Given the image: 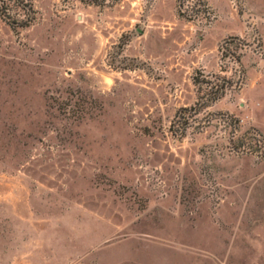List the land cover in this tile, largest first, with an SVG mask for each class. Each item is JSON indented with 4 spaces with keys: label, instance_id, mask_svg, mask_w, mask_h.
Instances as JSON below:
<instances>
[{
    "label": "rangeland",
    "instance_id": "obj_1",
    "mask_svg": "<svg viewBox=\"0 0 264 264\" xmlns=\"http://www.w3.org/2000/svg\"><path fill=\"white\" fill-rule=\"evenodd\" d=\"M0 264H264V0H0Z\"/></svg>",
    "mask_w": 264,
    "mask_h": 264
},
{
    "label": "trees",
    "instance_id": "obj_2",
    "mask_svg": "<svg viewBox=\"0 0 264 264\" xmlns=\"http://www.w3.org/2000/svg\"><path fill=\"white\" fill-rule=\"evenodd\" d=\"M22 5H23V8H25L26 11L29 12L31 10L29 6H27L25 4H22ZM6 16L9 18V15H6ZM13 22H18V21L13 20ZM28 22H29V19L27 18L26 20L23 21L22 24H27ZM224 82H225L224 78H221V81H220L217 89L216 90H212V92H214L213 94H211L212 100L218 98L223 93V89H224V85L223 84H224ZM186 109H187L186 107H182L178 111V116H183V112ZM184 126H185V124H182L181 128L184 129ZM241 142H243V140Z\"/></svg>",
    "mask_w": 264,
    "mask_h": 264
},
{
    "label": "crops",
    "instance_id": "obj_3",
    "mask_svg": "<svg viewBox=\"0 0 264 264\" xmlns=\"http://www.w3.org/2000/svg\"><path fill=\"white\" fill-rule=\"evenodd\" d=\"M227 32H228V30H227Z\"/></svg>",
    "mask_w": 264,
    "mask_h": 264
}]
</instances>
